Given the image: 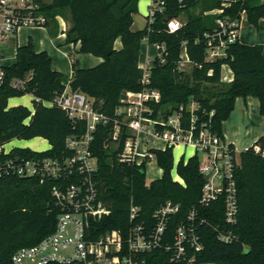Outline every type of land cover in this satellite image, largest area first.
<instances>
[{"label":"trees","instance_id":"16d2710c","mask_svg":"<svg viewBox=\"0 0 264 264\" xmlns=\"http://www.w3.org/2000/svg\"><path fill=\"white\" fill-rule=\"evenodd\" d=\"M39 10L46 15L43 25L51 35L60 32L56 16L68 13L70 27L67 41L78 44L79 53L102 57L99 64L84 68L77 58L72 59L73 76L70 88L94 99L97 110L114 119L116 109L122 104L124 91L142 89L144 69L140 67L141 42L147 38L151 44L164 47L165 61L159 55L151 67V85L160 89L161 104H180L196 99L201 107L197 114L200 123L207 122L223 135V122L235 108L238 97L256 96L264 114V46L250 45L240 39L227 48V56L216 61L207 60L206 33L216 29V19L230 15L239 16L245 10L248 23L258 26L264 18V0H236L224 13L211 11L221 7V0H164L163 9L148 15L145 28L134 30V14L140 0H36ZM199 9L195 12L194 9ZM187 21L175 32H170L166 17H181ZM121 39L122 48L115 43ZM186 47L193 64L192 73L179 68L182 48ZM230 65L234 78L222 81V67ZM5 71L0 84V166L5 161L23 157H62L69 154L67 137L81 134L86 122L71 119L57 105H47L67 85L63 74L54 70L47 51H36L34 41L17 46L16 61L1 66ZM213 70L212 74H209ZM23 82L15 86V82ZM33 94L34 109L26 105L9 106L11 97ZM161 106V105H159ZM214 113L211 115V112ZM113 123L99 124L92 142L93 154L98 159L94 175L100 198L110 207L108 215L97 219L98 232L118 230L127 235L132 226L130 207L140 208L139 222L154 225V213L166 201L180 205V211L168 219L162 244L145 254L148 264H264V156L255 150H264V134L252 146L240 153L236 172L238 188V213L235 224L225 218L224 200L202 205L203 175L199 156L182 157L177 173L184 183L172 175L174 147L153 149L154 158L163 170L162 177L147 180V162L142 164L121 162L126 135L118 146L113 140ZM43 137L50 143L44 151L29 147H13L8 152L4 146L14 138ZM56 178L21 176L0 173V264H15L14 254L21 248L38 244L56 228L63 211L53 196ZM197 210V234L202 249L189 252L192 262L173 260L175 235L180 224L187 220L192 209ZM231 230L232 240L225 242L220 232ZM167 246L171 248L168 250ZM48 264H81L79 262Z\"/></svg>","mask_w":264,"mask_h":264},{"label":"built area","instance_id":"2783aa9c","mask_svg":"<svg viewBox=\"0 0 264 264\" xmlns=\"http://www.w3.org/2000/svg\"><path fill=\"white\" fill-rule=\"evenodd\" d=\"M235 1L221 0V7L211 12L222 14ZM164 4V0H152L149 15L152 17L156 11H161ZM39 8L36 0H0V44L12 41L21 27H42L47 17ZM245 20V10L236 17L226 15L216 19V29L205 34L208 61L227 56L229 45L240 39V29ZM167 24L170 32H175L182 26L179 17H171ZM156 45L157 54L161 62H164V47ZM181 66L193 67L185 47L181 52L180 69ZM143 69L142 89L125 91L114 119L97 110L92 97L70 87L54 100L45 101L47 105L60 107L71 119L86 122L84 133L67 137L69 154L61 158H12L0 166V173L12 172L25 177L38 176L59 180L53 187V196L63 211L58 216L55 230L38 244L19 249L13 256L15 264H148L145 254L162 244L168 219L180 211V205L171 200L166 201L154 213V225L139 222L140 208L132 203V226L127 235L118 230L97 233L95 221L111 212L110 207L100 198L94 181L98 159L93 154L92 142L99 124H114L112 137L116 143L126 135L124 148L119 156L121 162L142 164L146 161L148 165L154 158L153 149H157L149 146L154 139L164 141L170 147L181 145L191 148L194 155L199 156V168L204 178L200 203L209 206L215 201L224 200L227 223H236V172L240 154L233 144L214 131L207 122L200 123L197 112L201 105L196 99L192 98L180 104L162 105L160 89L151 85V67ZM212 73L213 70H210L209 74ZM4 77L5 71L0 66V84ZM22 84L20 80L15 82V86ZM213 113L214 111L211 115ZM255 150L264 156V150L260 146H255ZM178 180L184 183L182 178L178 177ZM231 233V230L221 231L219 236L221 240L229 242L232 240ZM202 246L197 234V210L194 208L189 212L187 220L177 228L172 247L173 260H187L190 263L195 257L189 256V252L200 251ZM170 248L167 246L168 250Z\"/></svg>","mask_w":264,"mask_h":264},{"label":"crops","instance_id":"0c3cea01","mask_svg":"<svg viewBox=\"0 0 264 264\" xmlns=\"http://www.w3.org/2000/svg\"><path fill=\"white\" fill-rule=\"evenodd\" d=\"M141 2L142 1L140 0L139 1L140 8L142 6ZM143 2L145 3L146 0H144ZM262 20H264V18L261 19L260 21ZM69 27H70V23H69V26L67 25L62 26L61 29L62 30L67 29ZM21 28L23 29V34L22 33L20 34V32L22 31V30L20 31ZM21 28H19L15 38L12 41L0 44V66L13 64L16 61L17 46L28 43L29 39L32 38L34 41L36 51L40 52V51L45 50L49 53L52 59L53 69L60 71L63 74V82L67 85V87H70V83H71L72 76H73V70H72L73 57H71V55L74 53H77V50L80 47V43L74 44V43L68 42L67 35L64 32H60L58 35L53 36L50 34L49 29L47 27L42 26V27H28V28L21 27ZM240 40L242 41V38ZM118 43H120V46H118ZM250 45H255V44H250ZM115 48L116 49L122 48L121 39H118L116 41ZM75 58L79 60L81 67H84V68L95 66L99 64L101 61H103L102 57H98L90 53H79L75 56ZM154 58L155 56L153 58H150V55H149L147 56L146 59L143 58L142 60V55L140 52V62H139L140 67L142 68L152 67ZM233 78H234V72L231 69L230 65L228 64L223 65L222 79L226 82H231ZM124 93L125 91L123 92L121 97L124 96ZM12 98L14 97H11L9 99V106L28 105L26 102H23V100L21 99L12 100ZM257 100L258 101H256V99H254V97H251V96L240 97V98L238 97L236 100L235 108H234L235 111L233 110L231 115L229 116L230 117L229 120H231V123L229 124H233L239 127L242 126L244 117H246V114L249 112L246 110V108L251 107V106L252 107L256 106L257 102H259V106H260L259 98H257ZM225 131H226L225 132L226 135L223 133V137L225 138L226 141H229V143L233 144L234 147H235V142L246 144V143H250L251 141L257 138L259 139L260 137V130L255 126H253L250 129L251 132L244 138L243 141L240 140L238 135H232L227 130ZM176 147H181V145H178ZM164 148H166V143H165ZM188 151H189V148H186L185 151L183 152L182 157H186Z\"/></svg>","mask_w":264,"mask_h":264},{"label":"rangeland","instance_id":"374dc122","mask_svg":"<svg viewBox=\"0 0 264 264\" xmlns=\"http://www.w3.org/2000/svg\"><path fill=\"white\" fill-rule=\"evenodd\" d=\"M45 1H51V0H45ZM141 8L138 6V11L134 14V24H133V29L134 30H139L145 28L147 24V17L150 14V5L152 3V0H146L144 3V0H141ZM195 12H198L199 9L195 8ZM187 14H182L180 17V21L182 23L187 21ZM56 21H58V27L61 30L62 26H69L70 19L68 16L67 12H64L58 16H56ZM24 27H29V26H24ZM22 30V31H21ZM20 34H23V29H20ZM65 33L68 32V28L64 29ZM242 38V41L246 44H263L264 45V20L259 22L258 26H254L252 24H249L247 20H245L243 26L240 29V39ZM118 46H120V43H118ZM158 53V49L156 44H151L148 42V40L143 39L141 42V55H142V60L143 58L146 59L147 56L150 55V58H153L156 56ZM79 54V52L74 53L71 55V57L75 58V56ZM66 59V58H64ZM192 66L186 67V66H181V70L185 71L188 74L192 73ZM224 83H229L224 80H222ZM242 97V96H241ZM249 97V96H248ZM254 97V99L257 100L258 97L256 96H251ZM33 94H25L23 96H17L12 98V100L15 99H21L23 102H26L28 107L31 109H34L33 105V100H34ZM240 98V97H239ZM247 111H249L246 114V117H244L243 124L242 126H235L231 123L230 117L226 119L223 122L222 129L223 133L226 135L227 130L230 134L232 135H238L241 141L244 140V138L251 132L250 129L255 126L260 130V136L264 134V114L261 113L259 102H257L256 106L254 107H247ZM235 111V110H234ZM227 128V129H226ZM224 135V136H225ZM258 140L255 139L251 141L250 143H238L235 142V147L240 154L242 151L248 148V146H252L255 144V142ZM229 142V141H228ZM149 146H155L156 148L163 149L165 147V143L161 140L154 139L152 142L149 143ZM13 147H29L33 150L37 151H44L50 148V143L48 142L47 139L43 137H34L32 139H19V138H14L10 142L6 143L4 148L6 151L11 150ZM185 147H174V168L172 170V175L173 177L178 180V173H177V165L183 155V152L185 151ZM194 155V151H192L189 148V151L187 152L186 159ZM163 175V170L159 166L157 160L155 158L151 159V161L147 165V180L148 182H151L155 179H158L162 177Z\"/></svg>","mask_w":264,"mask_h":264},{"label":"water","instance_id":"95a60500","mask_svg":"<svg viewBox=\"0 0 264 264\" xmlns=\"http://www.w3.org/2000/svg\"><path fill=\"white\" fill-rule=\"evenodd\" d=\"M171 17H172V16L168 15V16L166 17V21H169V19H171Z\"/></svg>","mask_w":264,"mask_h":264}]
</instances>
